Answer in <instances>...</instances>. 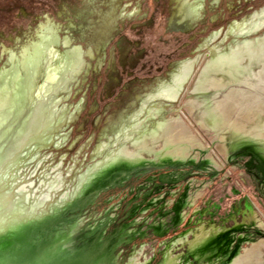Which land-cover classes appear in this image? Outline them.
<instances>
[{"label":"rangeland","instance_id":"rangeland-1","mask_svg":"<svg viewBox=\"0 0 264 264\" xmlns=\"http://www.w3.org/2000/svg\"><path fill=\"white\" fill-rule=\"evenodd\" d=\"M200 1L154 0L157 11L153 13L148 0H39L33 4L31 0H20V3L17 0H0V19L3 22L0 23V49L5 52L0 60V71L11 69V55L18 63L25 50L38 42L42 31L59 39L58 46L55 47L58 57L76 47L80 48L83 56L80 73L66 77L63 89L49 99V103L59 102L54 114L63 123L62 127L53 134L54 142L48 150L36 155L32 152L29 157L26 152L23 153L21 177L31 178L35 173L36 177L33 176L31 180L40 188L43 180L46 182L47 179L43 172L58 168L61 178L55 185L44 187L46 195L54 197L55 190L58 189L73 192L80 179L86 178L89 170L101 161V158L94 156L99 144L106 145L118 139V133L132 115L131 105L136 98L151 93L155 80L165 78L173 70L172 64L163 69L165 62L161 60L162 55H168L170 45L178 50L184 46L179 58L183 62L193 57L191 52L196 47L195 41L206 31L209 20H213L211 27L217 26L216 30H220L221 22L217 21L221 19V9L214 10L213 18H210L206 9L198 10L203 7L198 3ZM220 1L223 3V0ZM180 3H186L198 11L187 27V37L181 39L177 36L179 41L173 42V35L164 39L162 34L166 27V15L171 11L170 6L177 8ZM230 3L237 12L254 5L260 6V15H264V0H231ZM253 24L240 27L241 30L250 31V34L243 40L236 37L239 44L235 45L241 50L245 60L251 57L255 61L264 62V17L259 16L256 25L259 32L251 33ZM222 39H217L215 44H220ZM66 40L69 42L68 48L64 45ZM166 40L165 45L163 42ZM207 59L206 54L199 59L177 108L185 104L189 90ZM157 72L161 73L158 78L155 77ZM128 73H132L131 77H128ZM128 79L132 80V85L126 84ZM180 118L195 136L202 138L205 147L211 146L213 138L204 135L185 112L180 114ZM214 151L218 162L211 168L220 170L225 164L224 158H220L219 152ZM191 152L198 153L196 150ZM244 155L241 179L228 182V187L219 180L213 188L216 189L213 190L216 196L220 191L227 194L229 190L230 196L232 192L236 195L243 190L254 192L255 187H258L251 177L254 170L252 156L245 152ZM134 164L136 162L129 163L127 160L119 162L115 170L106 173L99 180L97 178L88 189L108 187L95 197L82 196L74 200L73 195L65 203L52 200L54 203L49 209V215L53 219L38 238L58 235L64 239L77 234L85 235L84 244L114 245L112 255L117 257L118 264H128L132 259L137 264H162L175 250L177 255H181L183 264H207L189 253L188 245L184 244L183 251L177 248V240L200 228L210 232L211 229L230 230L235 220L244 221L243 214L250 209L263 225L258 224L254 229H244L234 234L233 246L237 244L244 256L256 246L257 249L243 264H264V212L260 208L258 210L250 199L235 201L232 210L219 215L218 198L213 197L215 194L207 193L193 213H190L189 208L183 209L181 226L184 222L186 224L179 230L176 226V229H172V220L176 217L173 213L175 206L187 193L189 183L185 185L187 181L180 182L172 193L174 198L169 199L157 195L148 197L147 189L140 187L137 195H129V203H124L128 197V191L122 192L128 186L125 181L127 169L135 167ZM230 172L233 173V170L227 171ZM120 174L123 177L118 180L117 176ZM113 179L117 180L114 182ZM193 183L195 188L191 192L197 194L201 190L200 199L204 192L202 188L205 189L209 180L202 177ZM135 184L134 181L131 183L132 186ZM78 190L79 188L75 195L81 192ZM178 195L182 198L179 196L177 199ZM149 208V212L144 214ZM160 219L166 226L160 228L161 232L158 231V234L149 227ZM166 231L168 234H163ZM241 237L247 239L241 241Z\"/></svg>","mask_w":264,"mask_h":264},{"label":"bare ground","instance_id":"bare-ground-1","mask_svg":"<svg viewBox=\"0 0 264 264\" xmlns=\"http://www.w3.org/2000/svg\"><path fill=\"white\" fill-rule=\"evenodd\" d=\"M189 12L195 13L192 8ZM216 36L213 35L212 39ZM58 42V38L42 31L38 42L25 50L18 63L11 55V69L0 71L6 89L14 78L16 84V90L10 93L13 106L7 113L0 134V182L4 185L2 195L9 194L15 198V204L0 210L1 222L8 220L10 223L20 217L52 221L49 209L54 201L67 202L78 188L81 191L92 185L97 178L105 177L106 173L115 170L119 162L125 160L136 164L152 160L174 165L201 163L202 160L206 170H211L212 165L216 166L218 161L214 152L203 155L208 148L202 138L195 136L180 116L167 114L163 110V103L176 101L190 79L195 60L188 59L169 72L167 78L158 80L151 93L136 98L131 105L132 115L118 133V139L106 145L99 144L94 156L101 158V161L89 170L86 178L80 179L73 192L58 189L54 197L46 195L44 187L55 185L61 178L58 168L50 169V173L43 172L47 179L46 182L43 180L40 188L31 180L33 176L36 177L35 173L31 178L21 177L23 153L26 152L29 157L32 152L36 155L48 150L54 142L53 134L63 125L54 114L59 102L49 103V99L63 89L66 77L74 76L81 70L83 56L80 48L76 47L58 57L55 50ZM64 45L68 48L69 42L66 40ZM185 109L200 131L213 138L211 143L219 154L226 157L235 151H249L264 159V62L251 57L245 60L239 49L220 52L217 57L207 61L199 73L190 97L185 102ZM191 150L198 153L192 154ZM122 177L121 174L117 176ZM192 188L195 185L190 182L187 193L175 208L173 226L182 221L183 209L193 205L201 195V190L192 194ZM243 215L244 221L235 220L230 230L211 229L210 232L200 228L190 231L177 240L176 247L183 251L184 244L188 245L189 253L207 264H243L257 247L254 246L244 256L237 244L233 246L234 234L244 229H254L258 224L263 225L254 211L249 209ZM155 225L166 226L161 219ZM245 239L241 237V241ZM167 259L165 264H183L177 250ZM105 264H118L117 257L112 255ZM128 264L137 263L132 259Z\"/></svg>","mask_w":264,"mask_h":264},{"label":"flooded vegetation","instance_id":"flooded-vegetation-1","mask_svg":"<svg viewBox=\"0 0 264 264\" xmlns=\"http://www.w3.org/2000/svg\"><path fill=\"white\" fill-rule=\"evenodd\" d=\"M17 1H18V3H20V0H17ZM38 1L39 0H31L32 4L34 2H38ZM48 1L50 2L51 0H44V2H48ZM150 1L148 0L149 8L151 9V11L153 13H155L157 11V8L154 7V0H150ZM230 1L231 0H223V3H221L220 0H201L200 2H198V3H201V6H203L202 8H199L198 10L201 11L203 9H206L207 15L210 18H213L212 13H214V10L221 9V14H220L221 19H220V21H217L218 23L221 22V26H219L220 30H216L217 26L211 27V23L213 20H209L208 21V28L206 29L205 32H202L199 35L200 37H198L197 41H195L196 47L191 52V55L193 57H191V59H190V60H195V63H194L193 68H192L190 79L194 73V69L196 67V64L199 62V59H201L205 54L208 56L207 60L210 61L211 59L217 57V55L220 52H223V51L228 52L232 49H234V50L239 49L235 45L236 43L239 44V42H237V40H235V39H237L236 37L241 38L243 40L247 34H250V31H248V30L247 31L241 30L242 29V28L240 29L241 26L251 25L253 22L254 24L251 27L252 28L251 33L259 32L256 25H257V22L259 21V16L261 18L264 17V15L263 16L260 15V6L254 5L250 8L247 7L246 10L237 12L235 10L234 6L231 5ZM181 4L182 3H180V5ZM178 7H179V5H178ZM178 7L173 8L170 6L171 11L169 12L168 15H166L167 16L165 19L166 27H165V30L162 34V37H164V39L165 38L169 39L171 37V35H173V37L171 38V40H173V42L179 41V38L184 39V37H187V27H189L190 24L193 22L192 19H194V17L197 15V11H198L197 9L196 10L193 9V11H195V13L190 14L189 10L191 9V7H189L188 4H184L183 6H180L181 9ZM161 11L162 10H160V13H161ZM163 17H164V15L161 17V19ZM0 23H3L1 19H0ZM215 34L217 36L213 40L212 37ZM168 36H170V37H168ZM233 37H234V39H230ZM176 38H178V40ZM219 38H223L221 40V43L215 44L216 40ZM167 41L168 40H166L165 42H163V41L162 42L166 45ZM182 48H184V46L181 47L179 50L173 49L172 45H170V49L167 51L168 55H165V56L162 55L161 56V60H163L165 62L164 63L165 67H162L163 69L166 68L168 64L173 65L172 71H174L178 67L179 63H181L179 58L181 57L180 54L182 53L181 52ZM158 61H159V58H158ZM206 63H205V65H206ZM157 73L158 74L155 75V77H157V76L160 77L161 73L160 72H157ZM131 75H132V73H128V77H131ZM167 76H168V74H166L165 78H167ZM165 78H159V79L155 80V82H154L155 86L153 87V90L156 87V83H157L156 81L161 80V79H165ZM189 80L185 84V86L183 87L182 93L180 94L179 98L176 101L163 103V110H165V112H167V114H171L173 116L174 115L180 116V114L182 112L186 113L185 104L179 106L178 108H177V105L180 101V98L184 92L185 87L189 83ZM126 84L132 85V80L128 79ZM194 84H195V82H194ZM194 84H193V86H194ZM192 87L189 90V97H190V92H191ZM214 148H213V145L211 143V146L208 147V151L206 153H203V155H205V154L207 155L208 153H211V152L215 153ZM244 152L249 153L252 156L251 161L253 164L252 168L254 170L251 173V177H252L253 181L256 183V185H258V187H255V190H254L255 193L251 192L250 190H243V192H239L236 195H234V193L232 192V194L229 196L230 191L227 190V194H225V192H223V191H220L219 193L217 192L218 195L216 196V192H213V190H216V189H213V188L217 186V184L219 183L218 182L219 180H222L221 184H223V185L226 184L228 187V182L230 183L232 181H236V179H241L240 175L244 171V167H243V164H244L243 160H244V156H245ZM195 153H193V154H195ZM220 158H222V159L224 158V162H225V164L223 165V167L220 170H213V169L206 170V169H204L202 166L203 165L202 160H201V163H195V164H191L190 162H187V164L183 163V164H175L174 165V164H163V163H160L157 161L156 162L151 161L148 163L142 162L141 164H137L135 167L130 168V170H128V172L126 173V180L125 181H126V184L128 186H127V188L122 189V192L128 191V197L124 201V203H129L128 202L130 200V199H128L129 195H131V196H133L135 194L137 195V193L141 189H143V190L147 189V192H149L148 197H153V196L157 195V196L165 197L167 199L174 198V195L172 193L176 191L174 189L179 186L180 182H186L187 181L186 183H184L186 185V184H188L190 182H194V181H196L202 177H206L207 180H209V183L207 184V186L203 190L204 192H203V195L200 197V199H197L195 201V203L189 207V210L191 211L190 213H193L195 211V209L198 208V204L201 202V200L203 198H205V194H207V193L209 195L215 194L213 197L218 198L217 201H219V203H220V208L218 209L219 215L226 214L229 209L232 210L233 206L235 205L234 204L235 201L237 202V200H247V199H250L251 202L254 203V206L257 207L258 210L260 208L264 212V205H263L264 204V159L260 158L258 156H255L254 153L249 152V151L248 152H246V151L236 152L235 151V152L229 153L226 157H224L223 155L220 154ZM217 159H218V157H217ZM230 169L233 170V173H231V172L227 173V171H229ZM125 181H123V182H125ZM133 181H134V183H136L135 186L131 185V183ZM140 187H141V189H139ZM184 187H186V186H184ZM187 191L188 190H186V192ZM179 196L180 195H178L177 199L181 197V196L180 197ZM133 198H131V199H133ZM180 201H179V203H180ZM121 207H123V205H121ZM175 208H176V206H175ZM149 210H150V208L148 210H146V212H144V214L149 212ZM174 211H175V209H174ZM206 214L207 213L205 212L204 215H206ZM185 224H186V222H184L181 226V222H180L176 226L177 230L181 229V227H183ZM176 227L173 226L172 229H176ZM149 228H151L155 233L159 234V232H161L160 228H162V227H159V226L156 227V225L154 223ZM163 234L166 235V234H168V232L166 231V233H163ZM163 237H166V236H163ZM144 239H146V237ZM162 264H164V262Z\"/></svg>","mask_w":264,"mask_h":264},{"label":"water","instance_id":"water-1","mask_svg":"<svg viewBox=\"0 0 264 264\" xmlns=\"http://www.w3.org/2000/svg\"><path fill=\"white\" fill-rule=\"evenodd\" d=\"M91 186L80 189L74 200L82 196L95 197L108 187L88 189ZM13 200L15 198L9 194L0 195V204L3 203L0 210L14 205ZM50 224L49 219L23 217L10 223L0 221V264H105L112 256L114 245H87L83 243L86 236L81 234L64 239L58 235L38 238Z\"/></svg>","mask_w":264,"mask_h":264},{"label":"snow or ice","instance_id":"snow-or-ice-1","mask_svg":"<svg viewBox=\"0 0 264 264\" xmlns=\"http://www.w3.org/2000/svg\"><path fill=\"white\" fill-rule=\"evenodd\" d=\"M5 54L3 49H0V60H2ZM27 74V69H25ZM16 90L15 78L12 84L5 88V80L2 73H0V134L4 128L6 122V116L9 111H11L13 106V100L10 97V93ZM4 185L0 182V195L3 194Z\"/></svg>","mask_w":264,"mask_h":264}]
</instances>
